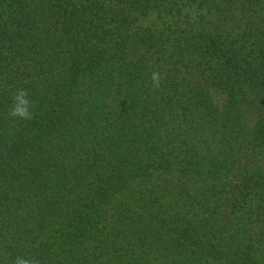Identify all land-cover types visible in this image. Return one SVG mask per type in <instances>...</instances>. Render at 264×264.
Returning a JSON list of instances; mask_svg holds the SVG:
<instances>
[{"label": "trees", "instance_id": "16d2710c", "mask_svg": "<svg viewBox=\"0 0 264 264\" xmlns=\"http://www.w3.org/2000/svg\"><path fill=\"white\" fill-rule=\"evenodd\" d=\"M21 88L31 120L9 115ZM17 257L264 264V0H0Z\"/></svg>", "mask_w": 264, "mask_h": 264}, {"label": "clouds", "instance_id": "9594fccd", "mask_svg": "<svg viewBox=\"0 0 264 264\" xmlns=\"http://www.w3.org/2000/svg\"><path fill=\"white\" fill-rule=\"evenodd\" d=\"M151 83L153 89H158L161 86V76L159 72L153 71L151 74ZM12 105L9 110V115L13 118H19L24 120H31L33 118L32 108L34 107V101L29 98V93L26 89H19L12 97ZM14 264H39L35 258H23L17 257Z\"/></svg>", "mask_w": 264, "mask_h": 264}]
</instances>
